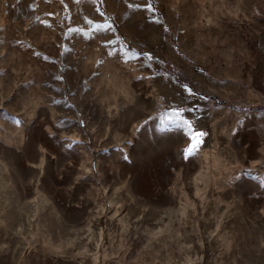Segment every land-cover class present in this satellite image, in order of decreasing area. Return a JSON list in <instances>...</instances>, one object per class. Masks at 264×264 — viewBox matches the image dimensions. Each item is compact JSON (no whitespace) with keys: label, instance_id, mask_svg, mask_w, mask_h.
Masks as SVG:
<instances>
[{"label":"rangeland","instance_id":"rangeland-1","mask_svg":"<svg viewBox=\"0 0 264 264\" xmlns=\"http://www.w3.org/2000/svg\"><path fill=\"white\" fill-rule=\"evenodd\" d=\"M0 264H264V0H0Z\"/></svg>","mask_w":264,"mask_h":264},{"label":"snow or ice","instance_id":"snow-or-ice-1","mask_svg":"<svg viewBox=\"0 0 264 264\" xmlns=\"http://www.w3.org/2000/svg\"><path fill=\"white\" fill-rule=\"evenodd\" d=\"M201 134L200 133H193L192 134V139H193V144L191 147H189L188 149H186V151L188 153H192L194 151V149L196 148L197 144H198V140H199V136Z\"/></svg>","mask_w":264,"mask_h":264},{"label":"trees","instance_id":"trees-1","mask_svg":"<svg viewBox=\"0 0 264 264\" xmlns=\"http://www.w3.org/2000/svg\"><path fill=\"white\" fill-rule=\"evenodd\" d=\"M222 103L228 105V103H225V102H222Z\"/></svg>","mask_w":264,"mask_h":264}]
</instances>
